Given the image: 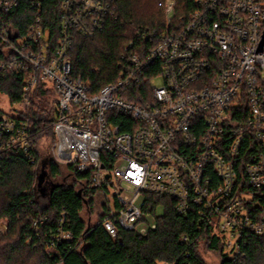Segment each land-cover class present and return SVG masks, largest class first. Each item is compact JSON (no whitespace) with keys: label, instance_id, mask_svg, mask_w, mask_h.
Wrapping results in <instances>:
<instances>
[{"label":"built area","instance_id":"2783aa9c","mask_svg":"<svg viewBox=\"0 0 264 264\" xmlns=\"http://www.w3.org/2000/svg\"><path fill=\"white\" fill-rule=\"evenodd\" d=\"M21 3L37 14L24 35L7 21ZM43 4L0 0V74L22 86L19 102L4 94L0 106V176L6 158L38 161L31 123L41 87L50 154L102 196L101 225L113 239L156 229L145 211L154 194L176 200L179 215L196 207L198 229H210L225 257H245L249 236H264V0L197 1L180 21L176 0L161 1L163 32L131 41L119 77L97 93L73 74L71 55L77 36L93 39L115 17L117 0H64L57 38ZM66 223L62 212L49 254L73 241ZM0 227L8 232L6 220Z\"/></svg>","mask_w":264,"mask_h":264},{"label":"trees","instance_id":"16d2710c","mask_svg":"<svg viewBox=\"0 0 264 264\" xmlns=\"http://www.w3.org/2000/svg\"><path fill=\"white\" fill-rule=\"evenodd\" d=\"M63 1L44 0L43 4V21L55 38L59 36ZM161 1L117 0L115 17L109 19L93 39L76 37L71 55L73 74L90 83L92 93L119 77L126 48L131 41H142L139 34L163 32L165 15L159 6ZM197 1L205 0H176L175 20L180 21L195 11L199 6ZM36 15V11L21 3L17 11L7 16V21L24 35ZM40 90L41 87L33 98V105L39 111L33 113L31 123L38 161L31 164L22 158H6L2 162L0 219L8 222V232L0 235V264H59L60 261L63 264H208L203 253L218 255L220 264H264V236L250 235L249 244L244 247L245 257L229 260L210 229H198L196 207L187 215H179L177 201L161 195L145 196V211L156 223V229L145 235L120 230L113 239L101 225L104 214L97 224L90 225L84 213L91 211L94 204L89 197L98 193L88 192L86 175L73 166L57 163L49 150L45 156L40 153L47 147V141L53 143L54 140L48 124L50 115L40 113L49 106L40 98L44 94ZM21 93L20 78L11 73L0 74V96L6 94L13 102H19ZM44 165L47 179L54 187L52 195L46 199L38 188V177ZM64 171L66 178H62ZM62 212L67 216L65 229L71 231L73 241L55 243L53 253L49 254L47 247L52 241L56 242L54 237ZM40 219L45 222L37 231L33 223ZM182 237L189 240L183 242ZM80 240L84 241L78 246Z\"/></svg>","mask_w":264,"mask_h":264},{"label":"rangeland","instance_id":"374dc122","mask_svg":"<svg viewBox=\"0 0 264 264\" xmlns=\"http://www.w3.org/2000/svg\"><path fill=\"white\" fill-rule=\"evenodd\" d=\"M155 83L158 86H160L162 82L160 79H157L155 81ZM0 106L2 108L7 109V97L5 95L0 96ZM48 107H46V108H48ZM47 143H48L47 147H44L43 150H41V152H40L42 156H45L47 154L48 150H49V152L51 151L52 143H50L49 141H47ZM63 170H66V168H63ZM66 177H67V172L64 171L62 178H66ZM66 181H68V179H66ZM45 182H47V183L49 182L47 178H46ZM43 198H45V197H43ZM89 199H93L94 204L92 205L91 211H86L84 213V219L90 225H95L99 222L100 215L102 214L101 206L103 205V199L99 193H98V195H91L89 197ZM161 213H162V208L159 209V214H161ZM6 234H4V235H6ZM203 257H205V260L207 261L208 264H220L219 257L216 254H213V253L204 254L203 253Z\"/></svg>","mask_w":264,"mask_h":264},{"label":"water","instance_id":"95a60500","mask_svg":"<svg viewBox=\"0 0 264 264\" xmlns=\"http://www.w3.org/2000/svg\"><path fill=\"white\" fill-rule=\"evenodd\" d=\"M263 45H264V39L262 41V45L261 46H263ZM46 178H47V172L45 170V165H44L42 167L41 173H40V175L38 177V188H39V191H40V193L42 195H44L45 194V191H46V189L44 187V183L46 181ZM53 189H54V187H53Z\"/></svg>","mask_w":264,"mask_h":264},{"label":"flooded vegetation","instance_id":"af4514ba","mask_svg":"<svg viewBox=\"0 0 264 264\" xmlns=\"http://www.w3.org/2000/svg\"><path fill=\"white\" fill-rule=\"evenodd\" d=\"M44 187H45L46 191H45V194L43 195V197L47 198V197H49L50 195H52V192H53V186L51 185L50 182H48V183L45 182V183H44Z\"/></svg>","mask_w":264,"mask_h":264}]
</instances>
